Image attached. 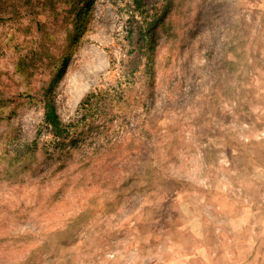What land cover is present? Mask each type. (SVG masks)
Instances as JSON below:
<instances>
[{"label": "rangeland", "instance_id": "rangeland-1", "mask_svg": "<svg viewBox=\"0 0 264 264\" xmlns=\"http://www.w3.org/2000/svg\"><path fill=\"white\" fill-rule=\"evenodd\" d=\"M66 1L0 0V264H264V0H95L56 140L50 65L16 63L58 55Z\"/></svg>", "mask_w": 264, "mask_h": 264}, {"label": "trees", "instance_id": "trees-1", "mask_svg": "<svg viewBox=\"0 0 264 264\" xmlns=\"http://www.w3.org/2000/svg\"><path fill=\"white\" fill-rule=\"evenodd\" d=\"M95 0H67L65 3L70 7L68 14L72 16V29L68 30L64 45L59 49L58 55H54L50 46H41L19 55L16 63L17 73L23 77L29 85L40 67V63L49 64L51 71L50 77L44 87L37 91L39 99L43 103L44 123L51 129L52 135L56 140H65L69 134V126L62 120L57 107V88L63 80L69 65L73 59L80 36L85 26V20L90 15ZM139 3V1H138ZM164 19V15L157 16L150 22L143 25L144 32L142 39L145 41V55L147 64L152 70L155 53V41L157 37V28ZM105 92L103 90L91 92L82 100L80 109L84 111L91 110L97 104L104 100ZM35 100V95H31Z\"/></svg>", "mask_w": 264, "mask_h": 264}]
</instances>
